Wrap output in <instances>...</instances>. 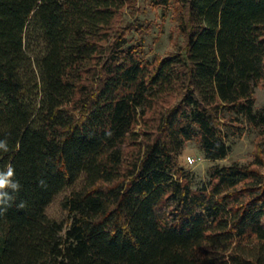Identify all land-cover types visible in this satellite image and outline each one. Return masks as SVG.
<instances>
[{
	"label": "trees",
	"instance_id": "obj_1",
	"mask_svg": "<svg viewBox=\"0 0 264 264\" xmlns=\"http://www.w3.org/2000/svg\"><path fill=\"white\" fill-rule=\"evenodd\" d=\"M171 2L186 45L149 59V25H116L138 0H0V170L21 185L0 264H264V0ZM240 121L254 159L194 188L186 142L223 159Z\"/></svg>",
	"mask_w": 264,
	"mask_h": 264
},
{
	"label": "rangeland",
	"instance_id": "obj_2",
	"mask_svg": "<svg viewBox=\"0 0 264 264\" xmlns=\"http://www.w3.org/2000/svg\"><path fill=\"white\" fill-rule=\"evenodd\" d=\"M140 11L136 14L127 9L123 18L116 23L117 27L126 25L129 21L146 22L149 30L144 34L145 45L143 55L152 59L155 56H165L172 51L178 50L186 45V35L181 28V17L176 5L171 2L163 6L158 5L156 0H138ZM133 42L140 40L138 32L132 35ZM257 103L256 109L264 106V83L256 86ZM226 138L230 144V152L223 159L212 160L206 157L197 139L186 142L185 148L180 156V163L190 173L194 188L205 184L210 177V168L215 164H231L235 161L248 163L254 159L260 137V129L240 121L231 127H225ZM190 156L195 157V162H190ZM84 178L75 185L66 188L55 197L48 207V213L59 220L66 221L68 210L62 204L63 199L75 188L82 187Z\"/></svg>",
	"mask_w": 264,
	"mask_h": 264
},
{
	"label": "clouds",
	"instance_id": "obj_3",
	"mask_svg": "<svg viewBox=\"0 0 264 264\" xmlns=\"http://www.w3.org/2000/svg\"><path fill=\"white\" fill-rule=\"evenodd\" d=\"M0 150L5 153L9 151L7 139L0 140ZM14 177L15 169L13 166L8 165L6 170H0V214L7 212L13 200L12 194L18 192L21 188L19 181ZM41 184H43V181H41ZM19 207H23V203Z\"/></svg>",
	"mask_w": 264,
	"mask_h": 264
},
{
	"label": "built area",
	"instance_id": "obj_4",
	"mask_svg": "<svg viewBox=\"0 0 264 264\" xmlns=\"http://www.w3.org/2000/svg\"><path fill=\"white\" fill-rule=\"evenodd\" d=\"M189 159H190V162H192V163L196 161V158L195 157H192V156H190Z\"/></svg>",
	"mask_w": 264,
	"mask_h": 264
}]
</instances>
